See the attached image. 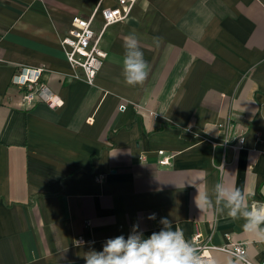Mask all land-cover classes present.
<instances>
[{
	"label": "crops",
	"instance_id": "0c3cea01",
	"mask_svg": "<svg viewBox=\"0 0 264 264\" xmlns=\"http://www.w3.org/2000/svg\"><path fill=\"white\" fill-rule=\"evenodd\" d=\"M97 1L0 0V264H86L91 248L127 238L134 224L147 237L162 217L189 241L200 231L221 246L230 234L264 261L243 220L194 203L198 190L215 203L218 182L264 203V0H137L102 35L108 56L90 85L60 40ZM133 33L150 65L135 87L122 74ZM37 67L46 68L43 99L56 96L57 107L20 106L12 78ZM160 150L173 155L169 166L158 164Z\"/></svg>",
	"mask_w": 264,
	"mask_h": 264
},
{
	"label": "clouds",
	"instance_id": "9594fccd",
	"mask_svg": "<svg viewBox=\"0 0 264 264\" xmlns=\"http://www.w3.org/2000/svg\"><path fill=\"white\" fill-rule=\"evenodd\" d=\"M159 42L160 38H154L157 46ZM123 47L122 74L125 83L133 87L142 85L148 77L150 65L144 58L138 37L134 33L129 34ZM245 193L246 190L218 182L215 184V203L207 191L199 190L194 203L201 212L212 209L217 215L233 221L243 220V230L256 241L264 243V203L250 206V193ZM155 218V213L148 217L150 220ZM160 223L163 228L147 237L134 224L127 238L124 235L109 238L101 251L91 248L84 253L83 259L86 264H206L197 247L185 238L184 232L179 228L173 230L171 220L162 217ZM75 243L81 247L84 242Z\"/></svg>",
	"mask_w": 264,
	"mask_h": 264
},
{
	"label": "built area",
	"instance_id": "2783aa9c",
	"mask_svg": "<svg viewBox=\"0 0 264 264\" xmlns=\"http://www.w3.org/2000/svg\"><path fill=\"white\" fill-rule=\"evenodd\" d=\"M106 0H98L94 13L83 18L76 16L72 19L69 32L61 38L60 44L64 55L75 71L82 72V78L90 85L95 84L96 77L100 72L108 53L101 46V37L106 29L114 24L126 21L131 14L133 6L137 0H114V4H105ZM96 14L102 18V29L99 34L94 29V20ZM45 67L21 68L12 78V85L18 89L21 95L20 106L23 109H31L38 102L43 101L51 107H57L58 101L56 96L50 95L43 99L48 87L43 81ZM76 77L79 75L75 72ZM120 110L125 109V105H120ZM245 140L241 138L236 149L243 148ZM158 164L160 166H169L173 155H167L165 151H158ZM140 161L145 157L140 155ZM99 181L102 178L98 179ZM261 204L253 201L252 206ZM90 225V223H87ZM77 241L85 240L79 238ZM190 242L197 247L199 255L205 260L206 264H214L212 251L218 250L231 255L240 264H264V261L258 262L248 255V243L237 241L232 235H226V243L216 246L212 242V234L203 235L200 231L194 233Z\"/></svg>",
	"mask_w": 264,
	"mask_h": 264
}]
</instances>
